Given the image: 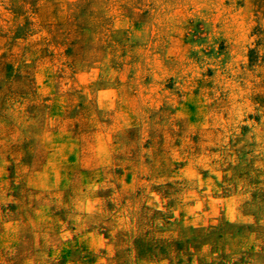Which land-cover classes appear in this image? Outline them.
<instances>
[{
    "label": "rangeland",
    "instance_id": "374dc122",
    "mask_svg": "<svg viewBox=\"0 0 264 264\" xmlns=\"http://www.w3.org/2000/svg\"><path fill=\"white\" fill-rule=\"evenodd\" d=\"M40 5L0 0V85L39 69L0 264H264V0Z\"/></svg>",
    "mask_w": 264,
    "mask_h": 264
},
{
    "label": "crops",
    "instance_id": "0c3cea01",
    "mask_svg": "<svg viewBox=\"0 0 264 264\" xmlns=\"http://www.w3.org/2000/svg\"><path fill=\"white\" fill-rule=\"evenodd\" d=\"M40 4L41 7L42 0H40ZM38 12L42 13V10H38ZM40 20H42V18H40ZM27 30L28 33L30 32L31 34L29 38L30 42H40V45H42V21H38L31 29L27 28ZM22 44L23 43H21V45ZM15 45H17L16 42ZM33 49L36 51L38 50L36 47ZM34 50H32L30 54H26L25 52L18 53L17 49H15V51L12 49V52H15L14 57L9 55L12 67L8 70L6 79L2 81L3 85H0V91L2 92L0 93V221L2 223L7 222L9 220L8 216L12 215V213L15 215L14 207L19 206L11 188L12 180H7V174L9 175V173H7L5 168L10 166V162L12 161L10 159L14 157V152H16L15 147H22L24 141V134H22L21 131L18 132V128L20 130L23 129V131L26 128L20 127L18 124H25V120L22 117L24 109L23 104L28 98L25 94H28L27 89L29 88V82H26L25 79L29 78L30 75L35 78L38 75L37 72H39V69H36L38 65L34 66V61L36 59H34V57L37 54ZM18 69L20 72H18ZM17 72L19 74H16ZM19 77L22 79L19 80ZM7 80H9V83L5 85ZM33 87V92L42 93V77L39 78L38 81L34 80ZM15 93L19 96H14ZM10 94H12L13 97L9 96ZM4 97H6V99H4ZM15 157H17L18 161H21V158L25 157V152L23 151L22 154L18 156L15 155ZM42 160H46L44 155H42ZM45 169H47V165ZM46 173L49 174V172ZM43 215L44 218L42 219V223L47 224V219H45L47 216L45 213H43ZM48 225L50 226V224ZM10 230V226L8 225L6 229L0 233V237L7 240ZM138 246H136V250ZM101 254V258H104L103 260L107 261L111 259L110 252L107 249Z\"/></svg>",
    "mask_w": 264,
    "mask_h": 264
}]
</instances>
